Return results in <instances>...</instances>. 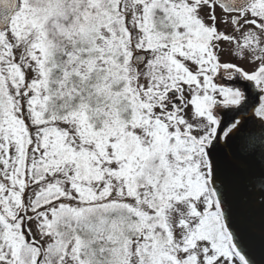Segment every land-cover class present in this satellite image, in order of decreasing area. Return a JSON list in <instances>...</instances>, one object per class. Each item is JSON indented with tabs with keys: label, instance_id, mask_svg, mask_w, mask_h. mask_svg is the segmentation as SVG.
Listing matches in <instances>:
<instances>
[{
	"label": "snow or ice",
	"instance_id": "snow-or-ice-1",
	"mask_svg": "<svg viewBox=\"0 0 264 264\" xmlns=\"http://www.w3.org/2000/svg\"><path fill=\"white\" fill-rule=\"evenodd\" d=\"M257 245L264 0H0V264Z\"/></svg>",
	"mask_w": 264,
	"mask_h": 264
},
{
	"label": "water",
	"instance_id": "water-1",
	"mask_svg": "<svg viewBox=\"0 0 264 264\" xmlns=\"http://www.w3.org/2000/svg\"><path fill=\"white\" fill-rule=\"evenodd\" d=\"M256 219H257V222H258V220H259V214L258 213L256 214ZM251 258L254 259L255 261H257V264H259V262H261V264H264V252H262L260 250L258 245L252 251Z\"/></svg>",
	"mask_w": 264,
	"mask_h": 264
}]
</instances>
